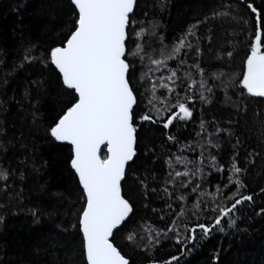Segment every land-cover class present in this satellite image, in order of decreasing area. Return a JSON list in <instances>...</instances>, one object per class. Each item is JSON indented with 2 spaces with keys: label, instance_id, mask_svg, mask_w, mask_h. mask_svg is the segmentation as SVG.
Segmentation results:
<instances>
[{
  "label": "snow or ice",
  "instance_id": "1",
  "mask_svg": "<svg viewBox=\"0 0 264 264\" xmlns=\"http://www.w3.org/2000/svg\"><path fill=\"white\" fill-rule=\"evenodd\" d=\"M237 3L236 8L221 3L169 37L155 12L137 14L139 0H68L69 25L59 43L45 47L21 35L18 58L9 62L0 56V88L5 96L11 84L21 78L27 81L23 100L16 103L29 112L33 126L41 118V92L50 78L60 97L67 98L45 127L47 143L67 146L65 165L73 182L72 218L61 231L71 233L75 241L65 250L64 264H131L118 239L143 252H152L162 239H171L181 255L190 254L214 233L246 231L238 222L248 206L254 216L264 217V202L256 204L257 196L247 193L246 183L248 170L261 153L246 150L241 164L242 141L236 137L232 143L234 122L229 119L225 126L216 117L206 120L203 116L221 95L222 104L245 114V97L264 98V0L259 6L255 0ZM158 7L163 11L167 5L161 0ZM239 8L245 9L252 23L236 71L232 42L214 39L212 27L201 29L209 20L233 23L240 31L230 35L235 34L238 43L249 26ZM23 102L28 109H23ZM6 104L0 99V112L8 111ZM256 116L264 132V113ZM153 126L161 130L162 143L169 146L159 172L156 164L161 157H156L155 145L149 148L140 135L142 129ZM7 134L0 126V154L8 153L11 140L3 139ZM225 139L233 151L222 161ZM141 147L146 151L141 152ZM148 156L156 159L150 161ZM44 167L46 162L38 163L35 156L29 159L27 153L15 167L0 165V192L7 198L0 202V224L5 222L9 204L21 201L22 189L10 196L12 178L25 181L26 170L39 173ZM129 183L136 186L141 199L163 201L152 212L162 213V221L167 215L165 228L148 221L132 226L135 205ZM209 185L215 190L209 191ZM38 187L44 191L47 185ZM259 193L264 201V187ZM28 211L33 225H40V209ZM52 247L56 249L55 241ZM33 251L39 255L40 245ZM219 251L214 250L210 264H220ZM173 262L180 264V256L153 257L147 264Z\"/></svg>",
  "mask_w": 264,
  "mask_h": 264
},
{
  "label": "trees",
  "instance_id": "2",
  "mask_svg": "<svg viewBox=\"0 0 264 264\" xmlns=\"http://www.w3.org/2000/svg\"><path fill=\"white\" fill-rule=\"evenodd\" d=\"M160 2L161 0H139L137 14L147 11L151 15L155 12L161 20V30L166 31L169 37L194 17L200 18L205 13L210 14V9L218 7L221 3H231L233 8L238 6L237 0H163L167 7L160 11L158 7ZM255 3L259 6L261 0H255ZM17 8L18 11L15 10ZM239 11L249 20V26L244 28L245 34L239 36L238 43L237 36L230 35L240 31L239 26L233 23L226 21L221 24L218 20H209L208 25L202 26L201 29L203 32L207 27H212L215 32L214 39L223 41L227 38L232 42L236 52L232 68L236 71H239L247 49V33L251 32L252 23V18L247 15L244 8H239ZM68 25V0H0V56L7 57L9 62L17 59L21 35L38 41L45 47L59 43L66 34ZM25 86L27 81L23 78L17 80L7 88L6 96L5 89L0 88V99L7 100L8 109L6 112H0V121L3 122L0 126L6 128L8 133L3 139L11 140L8 153L0 154V165L15 167L18 160L23 159L24 154L27 153L29 159L35 156L38 163L46 162V167L39 173L26 170L25 181H17L15 177L10 181L12 184L10 196L20 193L21 189L23 192L20 202L13 200L9 204L10 210L6 214L5 222L0 224V261L4 264H57L58 258L59 264H64L65 250H70L75 241L71 233L61 231V226L72 218L74 205L70 199V192L73 182L65 165L68 155L67 146L47 143L45 127L67 103V98L60 97L54 78H50L48 88L43 90L50 94L43 95V91L41 92L42 115L37 125L33 126L29 112L22 110L21 105L16 103L17 100H23ZM33 94L35 95V92ZM220 99L208 106L203 116L206 120L216 117L224 122L225 126L229 119L234 122L232 127L235 136L232 138V143L236 137L242 141L241 164L244 163L246 150L255 149L261 153V158L256 159L255 166L249 168L246 176L247 193L256 194V204L259 205L264 202L259 199V189L264 187V132L260 117H257L256 113H264V102H262L264 98L245 97L247 114L243 110L237 113L234 108L222 104ZM22 107L28 109L27 102H23ZM140 135L143 144H147L149 148L155 145L156 157H161L156 168L158 172L161 171L162 156L169 147L162 143L161 130L153 126L151 129H142ZM232 143L228 139L224 140L220 152L222 161H226L232 153ZM171 150L175 151V149ZM144 151L146 150L141 147V152ZM156 157L148 156L147 159L151 161ZM147 167L152 168V163ZM209 179L216 178L209 177ZM41 183L47 185L44 191L39 190L38 186ZM207 187L209 191L215 190L212 185ZM127 188L132 190L130 198L135 205V224L132 226L148 221L155 227L165 228L167 215L162 221L160 220L162 213L152 212V208L160 209L163 201L158 198H153V201L141 199L140 194L135 191L136 186L132 183H129ZM6 199L0 192V202ZM145 203L148 204L147 208ZM32 207H38L41 211V223L38 226L33 225L28 211ZM251 207L250 205L245 209L238 222L240 228L246 231L231 234L214 233L209 240L204 241L190 254L181 255L174 241L166 238L162 239L152 252H143L139 248L128 246V242L124 239H118L117 244L130 259L131 264H147L153 257L157 260H166L173 254L180 256V264H210V257L216 249L220 250V264H264V217L254 216L250 211ZM53 241L56 242V249L52 247ZM37 244L40 245L39 255L33 251ZM60 245H63V248H60ZM75 246L78 248V243Z\"/></svg>",
  "mask_w": 264,
  "mask_h": 264
}]
</instances>
